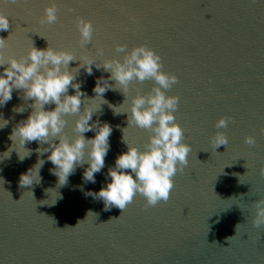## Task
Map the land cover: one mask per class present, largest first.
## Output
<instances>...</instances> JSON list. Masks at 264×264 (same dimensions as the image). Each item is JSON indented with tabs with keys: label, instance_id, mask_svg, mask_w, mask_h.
<instances>
[{
	"label": "water",
	"instance_id": "1",
	"mask_svg": "<svg viewBox=\"0 0 264 264\" xmlns=\"http://www.w3.org/2000/svg\"><path fill=\"white\" fill-rule=\"evenodd\" d=\"M53 2L58 7L57 22L41 24L45 5ZM0 14L9 18L8 30L0 31V38L7 40L5 56L19 59L32 43L41 49L49 44L70 50L77 60L69 61L68 68L85 94L81 111L83 102L88 103L97 110L89 123L107 122L112 127L110 149L104 168L95 174L96 183H84L85 164L60 186L50 172L54 166L47 153L35 151L45 144L26 143L31 155L23 161L16 153L26 152L19 142L13 144L10 157L4 156L12 144L8 139L12 128L31 111L32 101L22 98V90H13L12 99L0 106V118L8 120L0 129V264H264V228L251 223L253 202L264 197V134L260 133L264 0H17L16 4L0 0ZM129 14L136 17L135 23ZM76 16L94 26L85 49L79 46ZM117 43L127 49L138 44L151 47L160 55L163 70L178 77V83L165 91L179 97L174 115L184 129L183 142L190 145L188 163L172 178L167 203L147 210L140 194L123 211L115 206L105 211L102 200L86 195L106 183L108 168L126 151L122 129L128 142L140 150L148 140L147 130L128 126L127 113L114 114L99 97L87 100L95 96L97 78H107L108 72L95 66L91 75L83 67L78 73L73 69L80 65L79 59L83 62L90 55L98 64L113 56L120 59L123 53L116 51ZM97 47L103 49L102 56L97 55ZM153 83L131 82L123 105L125 97L118 90L109 89L103 96L117 111H129L131 96L150 91ZM74 91L69 86L68 93ZM17 106L25 110L14 112ZM45 107L50 110L55 105ZM221 115L232 117L227 128L219 129L228 144L215 149L210 140ZM75 118L64 116L63 131L69 139L75 135ZM94 134L88 131L84 136ZM246 135L256 138L254 146L244 143ZM38 159L45 160L40 182L21 186L20 174ZM89 210L98 215L90 212L86 217ZM78 220L82 221L77 224ZM231 236L229 242L226 237Z\"/></svg>",
	"mask_w": 264,
	"mask_h": 264
},
{
	"label": "clouds",
	"instance_id": "2",
	"mask_svg": "<svg viewBox=\"0 0 264 264\" xmlns=\"http://www.w3.org/2000/svg\"><path fill=\"white\" fill-rule=\"evenodd\" d=\"M10 3L16 4L17 0H10ZM57 12L58 7L55 2L45 5L40 23L54 24L58 20ZM129 20L135 23L136 17L129 14ZM75 25L79 33V46L85 49L93 38V23L89 19L76 16ZM8 28L9 18L0 14V31H7ZM6 41L0 38V66H4L3 71L0 72V106L12 99L14 89L22 90V98L30 99L32 103L27 117L18 121L12 128L8 137L12 144L4 152V156L10 157L14 150L13 144L19 142L26 152L21 155L15 151L18 159L23 161L31 155V151L24 145L36 141L46 145L35 151L47 153V160L54 166L50 172L57 177L58 185H66L76 167H83L85 164L87 166L84 167L82 179L84 183L95 184V174L100 173L105 166L112 127L107 122L97 121L90 124L89 121L97 110L94 111L88 103L83 102V111H81V97L85 94L81 91L80 84L75 82V75L68 68L69 61L77 59L70 50L54 49L49 44L41 49L33 43L27 49L26 55L20 56L19 59L13 55L5 56ZM114 47L118 53H123L120 59L113 56L110 59H103L98 64L90 55L84 58L83 62L79 59L80 65L73 69L78 73L79 67H83L91 75L92 66H95L108 72L107 78L103 76L97 78L93 87L95 96L87 100L92 101L99 97L101 104H108L114 114L127 113L128 126L134 124L147 130L149 135L143 150H140L128 142L124 136L125 128L122 129V142L126 145V151L120 152L115 158L114 165L108 168L109 179L106 183L95 192L89 190L86 195L102 200L105 211H110L113 206L123 211L133 202V198L140 194L146 201L145 210H147L148 207H155L160 202L167 203L174 187L172 178L178 170L183 171L188 163L190 145L183 142L184 129L176 122L174 115L178 108L179 97L168 95L165 91L178 83V77L163 70L160 55L151 47L138 44L127 49V46L121 43L115 44ZM96 53L102 56L103 49L97 47ZM109 80L114 83L109 84ZM146 80H152L154 83L150 91L144 94L137 91L131 96L128 105L130 115L129 111H117V106L104 99L103 94L107 90H118L125 97L120 104L123 105L128 100L130 83L133 81L143 83ZM69 86L75 90L74 94L68 93ZM48 104H54L55 107L49 110L45 107ZM24 110L23 106L13 108L17 113ZM65 115L76 116L72 125L75 135L71 139L63 131L67 123L64 119ZM231 120L232 117L224 115L216 120L215 127L218 131L210 140L215 149L220 145L227 146L228 138L219 129L227 128ZM0 121H2L0 129L8 125V120L0 118ZM88 131H94L92 138H85L84 133ZM260 133L264 134V127L260 128ZM244 143L250 147L254 146L256 138L246 135ZM44 163L45 160L38 159L36 164L21 173L19 184L31 186L33 182L39 183L41 180L39 173ZM261 174H264V170ZM253 207L254 215L251 217L253 227L264 228V197L253 202ZM90 212L94 213L89 210L86 217ZM120 216L110 217L108 221L119 219ZM81 221L78 220L77 224ZM66 227L70 226L65 225L64 228ZM232 237L226 239L230 242Z\"/></svg>",
	"mask_w": 264,
	"mask_h": 264
}]
</instances>
